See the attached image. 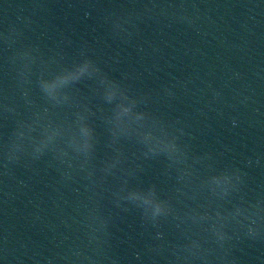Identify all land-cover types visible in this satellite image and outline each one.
<instances>
[{
  "label": "water",
  "instance_id": "1",
  "mask_svg": "<svg viewBox=\"0 0 264 264\" xmlns=\"http://www.w3.org/2000/svg\"><path fill=\"white\" fill-rule=\"evenodd\" d=\"M82 51L143 95L191 168L244 173L223 240L184 218L191 184L156 221L126 198L136 165L162 186L176 166L122 145L105 171L99 113L93 154L63 137L37 151L55 109L43 113L36 77ZM0 264H264L262 0H0Z\"/></svg>",
  "mask_w": 264,
  "mask_h": 264
},
{
  "label": "snow or ice",
  "instance_id": "2",
  "mask_svg": "<svg viewBox=\"0 0 264 264\" xmlns=\"http://www.w3.org/2000/svg\"><path fill=\"white\" fill-rule=\"evenodd\" d=\"M25 70L27 65L24 66ZM25 73L22 71L21 75ZM36 88L42 98V111L49 118L42 127V140L37 151L47 143L65 138L87 155L95 152L98 139L97 113L103 121L105 171L120 163L122 145H130L144 161L163 160L176 166L175 179L166 177L161 185L158 176L147 171L148 165H136L129 174L136 177L126 198L144 207L145 215L156 221L175 215L174 197L182 195L180 182L193 185L187 197L185 219L204 233L219 240L226 236V224L241 213L239 204L230 199L239 191L244 173L235 165L216 171L197 172L187 159L189 148L170 130L169 125L152 115L143 95L130 88L123 79L108 73L86 51L66 57L54 68L36 77ZM7 110V105H4ZM235 123V122H233ZM23 131L19 135H23ZM198 159V157H197ZM167 171V168L165 169ZM210 225V226H209ZM249 234L256 233L249 228ZM157 237L162 233L157 232ZM190 248H199L200 238L187 235Z\"/></svg>",
  "mask_w": 264,
  "mask_h": 264
}]
</instances>
